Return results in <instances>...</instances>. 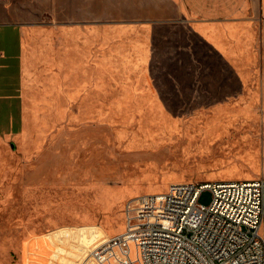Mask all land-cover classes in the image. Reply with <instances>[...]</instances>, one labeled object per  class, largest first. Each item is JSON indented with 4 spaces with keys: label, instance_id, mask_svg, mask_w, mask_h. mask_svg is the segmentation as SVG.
<instances>
[{
    "label": "rangeland",
    "instance_id": "obj_1",
    "mask_svg": "<svg viewBox=\"0 0 264 264\" xmlns=\"http://www.w3.org/2000/svg\"><path fill=\"white\" fill-rule=\"evenodd\" d=\"M22 1L29 21L50 20L54 10L78 22L84 6ZM19 32L0 24L7 84L19 73L10 56ZM68 32L69 103L53 94L47 29L28 32L24 102L0 98V264H96L90 250L123 229L129 197L187 180L264 176V23L228 59L178 47L183 34L198 42L181 28L133 27L109 15L85 38ZM211 198L203 189L198 201Z\"/></svg>",
    "mask_w": 264,
    "mask_h": 264
},
{
    "label": "built area",
    "instance_id": "obj_2",
    "mask_svg": "<svg viewBox=\"0 0 264 264\" xmlns=\"http://www.w3.org/2000/svg\"><path fill=\"white\" fill-rule=\"evenodd\" d=\"M123 217L90 250L96 264H264V176L172 183L126 199Z\"/></svg>",
    "mask_w": 264,
    "mask_h": 264
},
{
    "label": "crops",
    "instance_id": "obj_3",
    "mask_svg": "<svg viewBox=\"0 0 264 264\" xmlns=\"http://www.w3.org/2000/svg\"><path fill=\"white\" fill-rule=\"evenodd\" d=\"M79 3L84 6L78 12L81 14L78 22L62 19L65 17L59 16L60 12L54 10L47 12L50 20L42 21L43 15L39 17V21L26 20L28 17H24V13L32 11L25 7L23 1L19 3V0H14L13 7L8 8L5 4L1 6L0 14L13 13L15 18L0 20V24L13 27L19 25L20 32L17 35L20 40H17L19 44L16 45L19 52L14 51L10 55L17 56L19 73L9 74L15 81L8 84L5 81L8 74L0 76V98L13 100L18 104L24 102L25 70L29 67L28 57L31 55L26 54V51L30 47L28 32L31 30L47 29L53 32L45 49L51 57L53 94L61 95L63 103L65 94H68L66 100L69 103V88H65V81L69 83L71 65L68 30L79 28L82 30L80 37L85 38L87 31L101 29L103 15L116 17L133 27L142 24L149 28L158 25L160 30L181 28L186 33L193 34L198 42L193 44V40L190 41L183 34L181 36L185 42L178 43V47L189 52L196 45L199 48L196 52L211 54L212 57L215 51L226 57L232 47L246 43L243 41L252 36L256 25L261 28L264 23V0H79ZM86 44V41L80 42L79 46L85 47ZM4 54V49L0 46V57Z\"/></svg>",
    "mask_w": 264,
    "mask_h": 264
}]
</instances>
